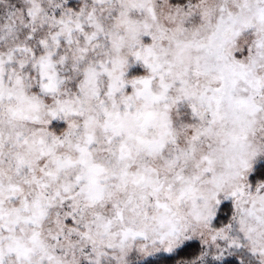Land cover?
I'll return each mask as SVG.
<instances>
[{"label":"snow or ice","instance_id":"snow-or-ice-1","mask_svg":"<svg viewBox=\"0 0 264 264\" xmlns=\"http://www.w3.org/2000/svg\"><path fill=\"white\" fill-rule=\"evenodd\" d=\"M0 264H264V0H0Z\"/></svg>","mask_w":264,"mask_h":264}]
</instances>
